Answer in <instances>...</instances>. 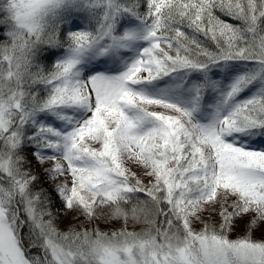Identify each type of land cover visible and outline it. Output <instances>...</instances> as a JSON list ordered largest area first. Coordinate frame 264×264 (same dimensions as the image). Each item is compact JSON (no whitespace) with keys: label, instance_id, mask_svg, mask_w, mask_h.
Wrapping results in <instances>:
<instances>
[{"label":"snow or ice","instance_id":"6c2138e0","mask_svg":"<svg viewBox=\"0 0 264 264\" xmlns=\"http://www.w3.org/2000/svg\"><path fill=\"white\" fill-rule=\"evenodd\" d=\"M0 264H264V0H0Z\"/></svg>","mask_w":264,"mask_h":264}]
</instances>
